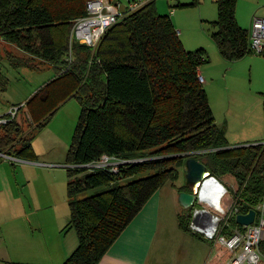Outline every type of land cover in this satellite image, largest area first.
<instances>
[{
    "label": "trees",
    "instance_id": "16d2710c",
    "mask_svg": "<svg viewBox=\"0 0 264 264\" xmlns=\"http://www.w3.org/2000/svg\"><path fill=\"white\" fill-rule=\"evenodd\" d=\"M235 1L216 0L215 29L209 33L226 59L251 50L248 32L235 17ZM154 2L123 8L92 49L71 38L86 0H72L64 8L50 0H0V42L28 54L20 58L5 50L8 63L47 62L56 69L25 101L33 127L24 129V119L17 117L0 124V151L28 158L34 133L46 122L38 120L34 103L51 83L74 79L71 95L80 110L64 159L66 226L74 229L77 244L62 264H96L150 195L177 178L188 156L219 181L232 183L240 211L254 208L263 192L264 144L227 145L198 79L199 64L207 60L204 49H185L171 16L159 13ZM6 84L0 68V91ZM189 212L177 214L184 231H191ZM230 224H236L233 218ZM259 248L264 255V239ZM217 254L214 264L227 255L219 249Z\"/></svg>",
    "mask_w": 264,
    "mask_h": 264
},
{
    "label": "rangeland",
    "instance_id": "374dc122",
    "mask_svg": "<svg viewBox=\"0 0 264 264\" xmlns=\"http://www.w3.org/2000/svg\"><path fill=\"white\" fill-rule=\"evenodd\" d=\"M50 1L55 8L72 4V0ZM114 1L122 3V6L127 4L126 0ZM153 1L159 13L170 11L185 49H204L207 60L199 64L203 77L201 84L214 121L223 128L227 145L263 141L264 55L252 50L236 59L219 55L209 34L215 29L212 23L216 18L215 0ZM234 12L238 24L248 31L253 15L264 16V0H236ZM0 49V68L7 78L5 89L0 91V110L5 111L10 104H25L33 91L54 77L56 69L47 62L37 67L13 66L8 63L5 50L20 58H27L28 54L8 42H0ZM66 57L71 58L70 55ZM70 78L62 77L51 83L43 97L34 103L38 120L46 122L35 131L28 158L0 159V264L42 262L57 257L62 245L71 239L76 240L74 229L66 226L65 186L68 178L64 158L80 110L77 98L71 95L74 79ZM23 106L18 118L22 115L21 125L29 130L35 121ZM185 184L183 165L178 168L176 179L167 180L158 188L165 190ZM224 184L229 186L232 183ZM161 194L166 195L164 192ZM198 203L193 206H198ZM192 207L176 205L166 211L146 264H211L218 256L217 249L225 251L214 238H208L191 227ZM178 212L190 213L188 226L191 231H184L177 225ZM152 259L154 261L150 262Z\"/></svg>",
    "mask_w": 264,
    "mask_h": 264
},
{
    "label": "built area",
    "instance_id": "2783aa9c",
    "mask_svg": "<svg viewBox=\"0 0 264 264\" xmlns=\"http://www.w3.org/2000/svg\"><path fill=\"white\" fill-rule=\"evenodd\" d=\"M143 1L145 0H128L125 7L135 9ZM114 2L113 0H87L85 14L74 18L71 38L86 43L92 49L95 48L103 31L115 22L121 13L119 3ZM248 26L249 47L255 53L264 55V16L253 15ZM198 79L200 82L203 81L200 73ZM23 104L24 102L10 104L5 111L0 110V124L15 117L18 118ZM258 143L264 144V140ZM0 156L17 159L14 155L4 151H0ZM106 160L107 157L103 156L102 164H105ZM213 189L218 193L216 204L209 200L208 194ZM231 190L232 184L227 186L212 174L200 183L197 182L192 192L195 196V203L201 202L202 205L198 203L199 205L194 207L208 210L211 213V222L205 227L192 224L191 221L190 225L206 237L214 238L216 244L227 251V255L217 264H264V255L259 248V242L264 239V187L260 199L253 208V221L246 225L241 224V226L237 225L240 223L235 222V216L243 211L239 210L236 197ZM232 218L236 224H230Z\"/></svg>",
    "mask_w": 264,
    "mask_h": 264
},
{
    "label": "crops",
    "instance_id": "0c3cea01",
    "mask_svg": "<svg viewBox=\"0 0 264 264\" xmlns=\"http://www.w3.org/2000/svg\"><path fill=\"white\" fill-rule=\"evenodd\" d=\"M126 2H128V0H126ZM125 6L126 5L122 6V3L119 4L120 9H123ZM168 14L170 15V11ZM175 22L178 23L177 20H175ZM179 33L178 30V34ZM198 71L200 73V68ZM23 107L26 108L25 105ZM22 113L24 114V110H22ZM2 158L6 157L2 156ZM177 187L178 186H172L165 188V190L157 188L150 195V198L145 201L142 207L136 211L96 264H146L151 245L157 240L158 231L162 227V217L171 206L176 207V205H180L177 200ZM162 192L166 195L163 196L161 194ZM76 244L77 237L76 240L75 238L73 240L71 239L62 245L60 252L56 254L57 257L53 256L52 258L44 259L42 262L34 261V264H62L65 257L72 251ZM153 261L154 259L150 262Z\"/></svg>",
    "mask_w": 264,
    "mask_h": 264
},
{
    "label": "water",
    "instance_id": "95a60500",
    "mask_svg": "<svg viewBox=\"0 0 264 264\" xmlns=\"http://www.w3.org/2000/svg\"><path fill=\"white\" fill-rule=\"evenodd\" d=\"M186 185L190 187V191L180 190L177 194V200L182 207H192L195 202V196L192 192L193 186L197 182L205 180L210 176V172L204 167L205 165L194 156H188L184 162ZM254 209L250 208L247 212H239L235 216V222L240 224H249L253 221ZM190 221L192 224L205 227L211 222V213L203 208L192 207Z\"/></svg>",
    "mask_w": 264,
    "mask_h": 264
},
{
    "label": "bare ground",
    "instance_id": "6f19581e",
    "mask_svg": "<svg viewBox=\"0 0 264 264\" xmlns=\"http://www.w3.org/2000/svg\"><path fill=\"white\" fill-rule=\"evenodd\" d=\"M209 200L210 202L216 204L217 203V198H218V193L216 192V190H212L211 192H209Z\"/></svg>",
    "mask_w": 264,
    "mask_h": 264
}]
</instances>
